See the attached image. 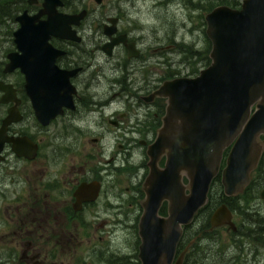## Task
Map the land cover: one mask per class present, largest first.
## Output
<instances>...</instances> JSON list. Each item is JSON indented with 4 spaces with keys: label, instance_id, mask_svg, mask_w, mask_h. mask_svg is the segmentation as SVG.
Masks as SVG:
<instances>
[{
    "label": "water",
    "instance_id": "water-1",
    "mask_svg": "<svg viewBox=\"0 0 264 264\" xmlns=\"http://www.w3.org/2000/svg\"><path fill=\"white\" fill-rule=\"evenodd\" d=\"M36 1L28 0V4ZM59 6V0H43L36 15L23 12L16 18V51L7 54L2 71L11 74L18 69L24 76V90L42 126L61 115L62 107L73 108L72 88L66 79L70 74L54 66L62 52L49 40L55 37L79 43L81 38L72 26H79L87 14L85 10L59 13ZM42 16L46 20H40ZM204 20L211 44L209 66L196 77L166 80L154 93L166 106L157 138L147 150L149 173L143 184L145 197L137 226L140 264H181L184 253L174 262L177 245L184 228L207 205L213 180L220 174L225 197L240 194L264 152V0H243L239 8L220 5ZM109 29L105 31L108 36L114 33L113 27ZM123 39L112 40L104 51L110 54ZM126 47L131 56L132 44ZM38 76L50 77L47 81ZM0 93L1 104H15L0 126V150L5 143H12L14 148L23 146L26 150H17L18 156L32 158L35 145L31 147L27 138L6 134L8 127L21 119L16 90L0 81ZM163 157L164 166L160 167ZM260 197L264 200V190ZM164 203L166 216L160 214ZM223 226L236 230L226 204L216 207L209 218L210 231Z\"/></svg>",
    "mask_w": 264,
    "mask_h": 264
},
{
    "label": "flooded vegetation",
    "instance_id": "flooded-vegetation-1",
    "mask_svg": "<svg viewBox=\"0 0 264 264\" xmlns=\"http://www.w3.org/2000/svg\"><path fill=\"white\" fill-rule=\"evenodd\" d=\"M59 1L62 2V7H57L59 13L71 15L85 10L75 12L66 8L67 3L79 5L83 0ZM102 2L94 3L99 6ZM14 3L21 4L18 9L21 12L14 19L16 22V18L23 12L36 15L42 9L43 0H37L34 4H28V0H16ZM86 13L79 26H72V30L81 38L79 43L55 37L49 40L55 50L62 52L55 59L54 66L60 72L70 74L66 79L72 88L70 97L73 108L62 107L61 115L47 126H42L24 90V76L18 69L14 71L22 75L24 82L23 92L11 84L19 100L17 109L21 119L11 124L6 134L10 138H27L31 147L35 145L36 149L32 158L17 155V150L26 152L22 145V148H14L12 143H5L0 150V264H45L46 260L54 259L60 250L62 253L75 252L78 244L91 243L97 233L98 241H103L101 235L104 234L107 221L97 222L100 219L99 213L119 209L125 203L121 197L130 191L135 193V200L140 197L137 204L142 214L141 203L145 197L143 184L149 173L147 150L157 138L166 106V101L154 93L164 81H139L134 77L133 72L138 71L139 64H144V56L137 47V41L130 38L129 33L119 32L118 27L123 19L120 15L105 17L97 23L106 39L97 44H89L87 48L79 35L88 16ZM40 20H46V16ZM111 27L114 33L108 36L105 31H110ZM122 37L124 42L114 45L109 50L110 54L104 51V47L112 40ZM129 44L133 46L131 56L126 47ZM117 50L121 51L122 57L109 64L108 74L114 75L106 76L95 60V52L101 51L109 60H113ZM39 62L38 58L36 63ZM38 77H45L48 81L50 76ZM101 78L106 87L97 92L94 88L101 83ZM2 95L0 93V98ZM14 105L0 103L5 109V116L0 118V126ZM32 118L39 131H45L57 119L62 120L56 149L48 148L43 145L42 138L36 139L29 134ZM227 153L228 150L223 154L222 168ZM263 156L264 152L261 158ZM164 162L165 157L159 166L163 167ZM258 166L251 173L250 183L240 194L232 198L223 194L224 198L237 199L247 191L260 190L264 186V178L262 174L260 176ZM255 174L257 177L253 180ZM217 177L222 188L220 174ZM183 182L186 184V179ZM263 190L264 187L259 197ZM231 213L233 222L234 214ZM160 214L166 216V203ZM256 222L245 221L240 227L233 222L236 228L234 232L227 226L223 227L233 234L235 241H252L255 240V231L261 227ZM193 223L184 228L174 262L184 253L181 264H191V254L196 244L191 240L192 234L189 231ZM186 228L188 232H185ZM204 235L203 231L202 237ZM138 241L139 246V237ZM204 252L201 253L202 257ZM137 254L136 259L140 264Z\"/></svg>",
    "mask_w": 264,
    "mask_h": 264
},
{
    "label": "rangeland",
    "instance_id": "rangeland-1",
    "mask_svg": "<svg viewBox=\"0 0 264 264\" xmlns=\"http://www.w3.org/2000/svg\"><path fill=\"white\" fill-rule=\"evenodd\" d=\"M15 1L0 0L4 3L0 4V81L14 87L16 85L23 92L24 82L18 71L12 74L2 73L7 63V54L15 51L13 32L18 24L14 19L21 12L18 11L21 4L14 3ZM82 9L88 12V16L79 35L87 48L89 44H97L106 39L97 23L112 15L122 16L119 32L129 33V37L137 41V47L144 56V64H139L138 71L133 72L139 81L144 79L162 83L178 77L192 78L210 64L211 44L205 35L204 20L209 13L207 0H104L99 6L93 0H83L78 11ZM95 56L102 73L110 76L114 74H108L109 64L120 59L122 54L117 50L113 60H109L101 51H96ZM100 81L101 85L96 84L94 88L97 92L106 87L102 78ZM4 116L5 109L0 106V118ZM61 125L62 120L57 119L45 131H39L32 118L28 132L36 139L42 138L43 145L56 149ZM261 172H264V165ZM256 177V174L253 175V180ZM261 189L257 192L247 191L240 198L225 201L233 212V222L238 227L245 221L262 224L257 233H254L255 240L235 241L233 234L225 227L215 229L211 234L212 238L207 235L202 237L204 220L199 217L189 229L191 240L196 243L191 254V260L195 264H264V202L259 197ZM134 194L132 191L123 194L121 198L125 203L119 209L99 213L100 219L97 222L107 221L104 234L101 235L103 241H98L97 233L91 243L78 244L75 252L62 253L60 250L54 259L46 260L45 264H104L108 259L121 257L131 260L138 252L137 223L141 215L137 204L140 197L135 200ZM213 200L216 207L224 202L219 182L214 187ZM203 252L204 257L201 254ZM195 253L198 255L194 258Z\"/></svg>",
    "mask_w": 264,
    "mask_h": 264
},
{
    "label": "trees",
    "instance_id": "trees-1",
    "mask_svg": "<svg viewBox=\"0 0 264 264\" xmlns=\"http://www.w3.org/2000/svg\"><path fill=\"white\" fill-rule=\"evenodd\" d=\"M241 1L242 0H207V4H208L209 12H210L212 9H214L215 7L220 6V5H227L231 8H239L241 5ZM0 4H4V3L0 2ZM78 6L79 5H77L76 3H75V5L66 4V8H68L71 11H75V12L78 11ZM263 165H264V156L259 161L258 169L261 170ZM261 174H262V179H263L264 178V172H262ZM218 182H219V179L217 177L216 179H214V181L211 184L210 192L208 195L209 198H208L207 205L197 213V215L195 216V219H194V222H195L197 220V218H199V217L203 218L204 225L201 228L202 232L204 231L205 235L209 236L210 238L213 237V236H211V234L214 231H212V232L208 231V229H209L208 221H209V217H210L211 213L213 212V210L216 208V205H217L216 202L213 200V191H214V187H215L216 183H218ZM226 200H229V199L224 198V202ZM257 231H255V232L257 233ZM185 232H188V228L185 229ZM194 248H196V247H194ZM195 257H196V255H194V258ZM104 264H138V262H137L136 255H135L133 258H131V260L126 258V257L113 258L112 260L111 259L106 260L104 262ZM191 264H195V262L192 261ZM226 264H229V262H226Z\"/></svg>",
    "mask_w": 264,
    "mask_h": 264
},
{
    "label": "bare ground",
    "instance_id": "bare-ground-1",
    "mask_svg": "<svg viewBox=\"0 0 264 264\" xmlns=\"http://www.w3.org/2000/svg\"><path fill=\"white\" fill-rule=\"evenodd\" d=\"M222 204H226V202L224 203V202H222ZM262 225V224H261Z\"/></svg>",
    "mask_w": 264,
    "mask_h": 264
}]
</instances>
